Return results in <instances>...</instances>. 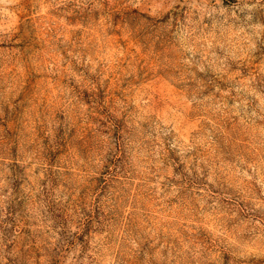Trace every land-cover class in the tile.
Listing matches in <instances>:
<instances>
[{"label":"rangeland","instance_id":"obj_1","mask_svg":"<svg viewBox=\"0 0 264 264\" xmlns=\"http://www.w3.org/2000/svg\"><path fill=\"white\" fill-rule=\"evenodd\" d=\"M0 264H264V0H0Z\"/></svg>","mask_w":264,"mask_h":264}]
</instances>
